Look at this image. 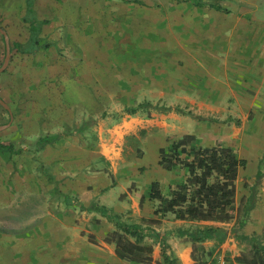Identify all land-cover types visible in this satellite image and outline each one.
<instances>
[{
    "label": "rangeland",
    "instance_id": "obj_1",
    "mask_svg": "<svg viewBox=\"0 0 264 264\" xmlns=\"http://www.w3.org/2000/svg\"><path fill=\"white\" fill-rule=\"evenodd\" d=\"M204 2L198 6L196 0L35 1L34 18L47 23L37 38L36 54L13 62L22 72L20 83L0 82V98L14 117L13 127L0 134V140L18 133L17 146L27 147L42 136L73 133L85 125L87 129L48 147L43 155L18 160L31 165L32 198L18 190L11 203L0 201V234L14 243L31 233L39 237L41 226L61 224L82 227L87 234L90 227L100 226L95 219L100 216L82 212L79 203H87L95 189L105 193L108 184L117 182L113 172L122 169L127 191L122 200L129 209L125 219L139 222L154 208L149 195H144L143 209L139 207L136 194L144 191V181L156 179L167 194L183 179L184 171H163L158 157L162 147L185 135H194L203 146L221 142L238 156L250 155L257 143L264 146V107L257 104L256 92L250 90V100L236 105L207 98L217 87L245 88L241 80L229 81L234 72L264 69V0ZM29 22L26 0H0V28L10 44L17 43L10 40L17 36L29 41ZM3 38L0 34V68L6 58ZM145 102L180 107L206 121L155 110L120 115L126 106ZM10 121L9 113L0 108V126ZM79 188L83 193L72 191ZM4 191L8 199L9 190ZM58 191L70 196L74 192L79 203L73 200L65 206ZM242 203L248 207L249 199L239 192L237 205ZM195 226L189 228L207 227ZM234 226L226 225L228 231ZM260 239L264 243V237ZM249 249L232 234L216 244L210 264H237L234 258Z\"/></svg>",
    "mask_w": 264,
    "mask_h": 264
},
{
    "label": "trees",
    "instance_id": "obj_2",
    "mask_svg": "<svg viewBox=\"0 0 264 264\" xmlns=\"http://www.w3.org/2000/svg\"><path fill=\"white\" fill-rule=\"evenodd\" d=\"M36 0H26V21H30L31 39L26 45H18L23 53L36 54L42 25L47 22H38L34 18V3ZM130 2V1H129ZM196 5H206L204 0H196ZM213 6V5H212ZM220 11L218 7H211ZM39 48V47H38ZM141 110H155L160 113L175 112L184 116L206 121L203 117L196 116L190 111L180 107H160L150 102L126 106L121 116H134ZM6 113V111L4 109ZM87 129V125L76 129L73 133H56L40 137L32 150L14 151V146L0 143V151L4 153L21 154L27 152L34 156L44 151L67 136L81 134ZM158 165L165 171L182 170L185 178L176 186H171L168 193H164L159 182H153L150 187L149 201L154 204L153 216L144 218L140 224L129 223L124 217L113 209L107 208L98 202L86 207L77 199L61 193L65 206L79 203L82 212L97 213L112 223L115 229L110 232L105 243L114 245L115 255L121 261L136 264H155L154 245L161 247L162 263L156 264H179L169 245L170 233H162L161 227L166 218H174L187 222H216L221 224L235 223L232 234H236L242 241L250 244L247 252L234 258L237 264H264V243L257 236L245 237L237 235L247 223L249 213L254 208L256 188L264 176V163L260 164L257 182L252 188L249 198V206L244 208L237 205V181L240 171L245 169L247 161L238 156L232 147L221 142L213 146L199 144L194 135H185L169 147L159 150ZM132 191V190H131ZM130 191V192H131ZM140 208L144 207L146 197L137 194ZM123 198V197H122ZM228 230L221 227L186 231L178 230L177 236L187 238L193 244L192 260L194 264H210L209 258L212 252L204 250L201 243L214 240L223 244L229 238ZM90 239H93L92 237ZM151 243H148V242Z\"/></svg>",
    "mask_w": 264,
    "mask_h": 264
},
{
    "label": "crops",
    "instance_id": "obj_3",
    "mask_svg": "<svg viewBox=\"0 0 264 264\" xmlns=\"http://www.w3.org/2000/svg\"><path fill=\"white\" fill-rule=\"evenodd\" d=\"M3 37L5 43L4 52L6 53V40L4 35ZM30 39H31V31H30ZM30 39L28 40L30 41ZM10 40L12 42H17L10 44L11 56H13V60L9 61L10 64H8V67L6 68L7 71L0 73V82L4 83V81L6 80L18 84L20 83V80L17 81V79L22 76V72L20 68H17L18 65L16 62L21 61L23 57L25 58L29 55L33 56V54L26 52L23 53L18 48V45H26L29 41H26L24 43L19 36L15 38L11 37ZM14 61L16 62L13 63ZM25 69L27 70V68L24 67V75H26ZM234 73L236 75L231 78H228L229 81L235 83L234 81L241 80L244 82L245 88L233 86L232 88L224 90L217 87L211 93L208 91L207 98L212 100L211 103H216V104L232 103L235 105L239 103H247L250 100L249 92L251 90L256 92L257 104L264 107V69L257 70L256 72H253L252 70H248V71L241 70V72H234ZM246 81L247 83H245ZM241 100H245V101L241 102ZM0 108L3 111L5 109L2 105H0ZM8 113L10 115L11 121L8 125L0 126V127H6L4 130L0 131V134L9 132L10 128L13 127L12 124L14 122V117H12L13 115L10 111V108ZM8 134L9 137L7 136V139L5 138L4 140H0V143L5 145L7 144L13 145L14 151L20 149L32 150V147L36 143V142L34 144L30 143L29 145H27V147H21L20 145L17 146L14 140V136L18 135V133H15V135L13 133L11 135L10 133ZM257 145L258 146H256L250 152V155L240 153L239 156L240 158L245 159L247 161V166L245 169L240 171L239 178L237 181V191H238V195L240 192L242 197H246L248 199L252 194V188H254L256 185L257 177L259 173V167L264 157V146L260 143H257ZM52 146H48V147H52ZM48 147H46V149ZM46 149L44 151H46ZM44 151L40 152L41 155H43ZM28 155L30 154H28L27 152L12 155L10 153H4L0 151V158H1L0 159V201L11 203L12 199L16 198V193L18 190L21 191L24 194V196H26L27 198L29 199L32 198L31 196L33 191L32 190L33 184H32L31 167H30L31 165L29 164L25 166L22 162L18 161L24 158L29 159L30 157ZM253 163L255 164L254 168L250 170L249 167ZM34 168L37 169L36 166ZM26 172L28 173V176H26ZM113 174L117 181L116 184L112 183L111 186L110 184H108L109 188L106 189L107 191L105 193H101L102 192L101 190L95 189L94 193H92L89 200L88 198H86L88 202L84 203L85 205L83 203L82 204L88 207L92 203L98 202L101 205L106 206L107 208L113 209L116 213L122 215L125 221L129 222L128 220L125 219L126 212H128L129 210L127 207L128 203L125 200H122V197L124 198V196L127 193V191H124V169L119 170L117 173L113 172ZM184 178H185V174L183 176V179ZM183 179L181 180V182L183 181ZM144 182L146 183V185L144 191L140 192V194L147 196L149 195L148 193H150V188L149 189L147 188L148 184H152L153 182H157V181L156 179H154L151 183H149V181L148 182L144 181ZM246 184L248 185V188L245 189ZM5 188L9 190L10 197H8V199L5 198L6 196L4 194ZM72 191L78 192L79 194L83 193L82 188L74 189ZM74 192L73 195L71 196L68 195V196L73 198L74 196H76ZM128 198L132 199V196L130 195ZM237 201H238V196H237ZM254 203H255L254 208L249 213V217L246 225L241 231L238 232L239 236H245V237L257 236L259 238L264 237V176L260 181L259 187L256 188V196ZM139 207H140V202H139ZM86 213L95 216L97 214V213H89V212ZM152 216L153 213L151 215L147 213H143L141 220L139 222H134L133 224H140L142 222V219L151 218ZM95 219L100 220L101 222L100 226L99 227L89 226L90 231L86 230L87 234H83L85 229L82 227L79 228V227L68 226L63 224L52 227L51 229L48 227V225L41 226V232L39 237L37 236L34 237V233H31L30 235L22 238L23 240L16 239L14 243L10 241L7 238V236H5V234H0V261L7 260L9 261V264H13V262L14 264L17 263L27 264L29 263V261L32 262L31 260H39L40 264H136L126 261H121L116 257L114 245H110L104 242L106 236L115 229L114 225L110 223L106 218H103L102 216L95 217ZM169 224L177 226V229L175 228L176 230L172 231L173 227H167ZM194 224H196V226L198 225L200 226V224L206 225L207 227H205L204 229L211 227H221L228 230L226 227V225L228 224H221L216 222H187V221L177 220L174 218H166L163 221L161 231L162 233L171 234V237L169 239V245L171 247L173 254L178 259L179 264H194V261L192 260L193 244L189 242L187 238L185 237L180 238L177 236V231L180 229L186 231H194L201 229L198 227L196 229L194 227L192 229L189 228ZM228 232L230 233L229 234L230 237L232 235V230ZM91 237L93 239H90ZM148 243L151 242L149 241ZM216 244H218L216 241L208 240L201 243L200 246H202L204 250H206L207 252L214 253ZM249 248H250V244H249ZM153 257L155 264L162 263L161 247L159 244L154 245Z\"/></svg>",
    "mask_w": 264,
    "mask_h": 264
},
{
    "label": "water",
    "instance_id": "obj_4",
    "mask_svg": "<svg viewBox=\"0 0 264 264\" xmlns=\"http://www.w3.org/2000/svg\"><path fill=\"white\" fill-rule=\"evenodd\" d=\"M0 33H2L5 36V40H6V59H5L4 65L0 69V73H2L8 67L9 61L11 59V48H10V43H9L8 37H7L6 33L1 28H0ZM0 105H2L6 110L9 111L8 105L1 98H0ZM5 128L6 127H0V131L4 130Z\"/></svg>",
    "mask_w": 264,
    "mask_h": 264
},
{
    "label": "built area",
    "instance_id": "obj_5",
    "mask_svg": "<svg viewBox=\"0 0 264 264\" xmlns=\"http://www.w3.org/2000/svg\"><path fill=\"white\" fill-rule=\"evenodd\" d=\"M223 264H225V263H223Z\"/></svg>",
    "mask_w": 264,
    "mask_h": 264
}]
</instances>
